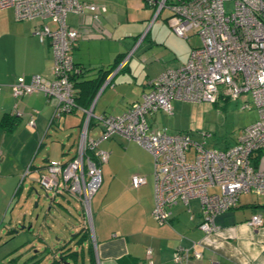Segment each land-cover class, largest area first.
<instances>
[{
    "label": "crops",
    "instance_id": "1",
    "mask_svg": "<svg viewBox=\"0 0 264 264\" xmlns=\"http://www.w3.org/2000/svg\"><path fill=\"white\" fill-rule=\"evenodd\" d=\"M91 1L106 7L98 22L89 12L70 13L66 18L70 27L82 31L72 49L73 62L80 69L74 78L76 102L80 107L92 106L97 117L118 116L148 91L149 81L168 68L184 64L196 47L183 50L171 43L175 37L167 17L161 18V11L154 18V8L144 0ZM42 25L55 27L50 19L18 21L13 7L0 8V264H176L175 249L193 243L202 258L181 264H264V225L247 224L254 215L264 217V196L240 194L235 208L215 218L217 233L205 234L199 229L202 214L196 198L186 205L178 202L169 210L168 221L158 223L152 216L154 158L119 134L98 144L108 159L101 166V184L91 199V224L86 226L77 199L69 194L49 195L52 203L63 205L67 213L80 211L81 228L57 247L46 243L47 226V236L43 237L42 231H35L39 220L36 211L25 208L29 194H25L24 182L28 179L29 184L38 185L47 161L59 157L65 162L74 157L84 117L75 111L52 121L55 102L48 101L42 92L12 96V85L28 84L33 75L53 78L50 43L48 39L40 42L35 35ZM193 35L189 33L186 40ZM157 49L167 52L168 57L157 56ZM151 54L152 59H147ZM95 80L100 85L92 91L90 83ZM107 80L109 84L104 86ZM32 115L34 124L29 125ZM91 125L88 136L100 139L99 125L94 121ZM46 137L55 141L44 148ZM54 149L57 157L50 156ZM42 152L46 153L41 161L31 164ZM257 155L258 165H264V149L254 157ZM135 174L146 178L137 189L130 181ZM208 192L217 193L219 188L210 187ZM12 204L15 211L2 225ZM43 252L47 258L38 259Z\"/></svg>",
    "mask_w": 264,
    "mask_h": 264
},
{
    "label": "built area",
    "instance_id": "2",
    "mask_svg": "<svg viewBox=\"0 0 264 264\" xmlns=\"http://www.w3.org/2000/svg\"><path fill=\"white\" fill-rule=\"evenodd\" d=\"M144 1L154 8V18L167 9L173 33L184 39L193 33L200 38V46L191 50L184 64L168 68L149 81L148 91L122 114L97 117L92 106L84 108L76 103L73 78L80 70L73 62L72 49L82 31L70 27L66 18L70 13L89 12L98 22L106 7L91 0H0L1 9H15L18 21L50 19L55 25L35 30L40 42L48 39L52 48L53 78L33 75L28 84L12 85V96L42 92L48 101L55 102L52 121L75 111H81L84 117L74 157L65 162L47 161L37 182L53 198L69 194L77 199L91 224V199L101 184V166L108 159V153L99 150L98 144L119 134L154 158L153 218L158 223L167 222L173 206L178 202L186 205L196 198L202 214L199 229L205 234L217 233L215 218L235 208L240 194L264 196V169L253 164L254 154L264 149V0ZM108 84L107 80L104 86ZM245 94H250L257 118L242 129L232 146L223 150L207 149L186 133L155 130L147 120L156 113L171 115L176 100L216 103L221 96L236 100ZM249 105L245 101L243 109ZM92 121L101 129L100 139L88 136ZM28 124H34L33 115ZM191 151L193 158L189 160ZM130 181L137 189L146 178L135 174ZM210 187H218L219 192L209 193ZM247 224L260 227L264 217L254 215ZM194 246L176 248L173 261L181 264L201 259L202 254Z\"/></svg>",
    "mask_w": 264,
    "mask_h": 264
},
{
    "label": "rangeland",
    "instance_id": "3",
    "mask_svg": "<svg viewBox=\"0 0 264 264\" xmlns=\"http://www.w3.org/2000/svg\"><path fill=\"white\" fill-rule=\"evenodd\" d=\"M162 11L161 18L170 15L167 9ZM160 13L158 15H160ZM149 23H151V21ZM173 36L175 39L171 40V43L173 41L178 49L189 50L191 46L198 47L201 43L200 38L197 35H193L189 41L178 37L175 33ZM157 51H153V53L157 52V56L164 55L166 58L168 57L167 52H164L163 50L161 52L160 49H157ZM146 57L147 56H145V58ZM147 59H152V54ZM245 101H248L250 105L249 108L243 109ZM256 118L257 111L252 102V98L250 94H245L236 100L221 96L216 103L176 100L172 103L171 115L158 113L149 116L147 120L148 123L153 125L155 130L166 128L167 132L171 134L178 132L186 133L190 135V138L194 143H204L207 149L223 150L226 147L232 146L239 137L242 129L254 122ZM50 135L51 133L49 136ZM52 141H55V139L46 137L43 141L44 148L53 145ZM46 152L39 153L35 161L34 159L31 161V164L35 165L41 161L42 154ZM54 153L56 155L55 149L50 156H55ZM55 157L50 158L54 159ZM192 158L193 152L191 155L189 152L188 159L192 160ZM58 159L60 158H55V160ZM258 168L264 169V165L261 166L259 163ZM26 180L24 186H27L28 191L25 194H29V197L25 208L31 207L33 211H36V215L39 216V220H37L38 225L35 227V231H42L40 234L45 237L47 235L45 234L44 226H47L46 231L49 234L47 236L49 239L46 243L50 245V247H57L64 243V241L67 242L71 238V235L74 234V230L81 228L80 211H72V214L67 213V211L63 209L65 208L63 205L53 204L50 196L45 197V193L40 189L37 183L31 185L28 183V179ZM16 199L17 197L15 198V202ZM22 199L23 200L20 203L21 206L24 204V198ZM58 200L59 199H56L55 201ZM13 204L9 208L5 220H2V225H5L8 218L11 216V211H15ZM27 220H29V218ZM40 224H42V230H39L41 227ZM87 225L90 224H88L86 220V226ZM41 258H47V253L43 252L42 255H38V259Z\"/></svg>",
    "mask_w": 264,
    "mask_h": 264
},
{
    "label": "trees",
    "instance_id": "4",
    "mask_svg": "<svg viewBox=\"0 0 264 264\" xmlns=\"http://www.w3.org/2000/svg\"><path fill=\"white\" fill-rule=\"evenodd\" d=\"M151 7V6H150ZM114 68H112V70H113ZM80 70V69H79ZM75 78V77H74ZM74 78H73V82H74ZM92 83H90V87H91V89H92V91L94 90V89H98L99 88V81H91ZM74 90H75V88H74ZM76 98V97H75ZM77 101V100H76ZM77 103V102H76ZM257 152H261V150H259V151H257ZM256 152V153H257ZM255 153V154H256ZM255 154H254V156H255ZM260 159H259V157H258V155L256 156V157H253V164H254V166H257L258 165V161H259Z\"/></svg>",
    "mask_w": 264,
    "mask_h": 264
},
{
    "label": "water",
    "instance_id": "5",
    "mask_svg": "<svg viewBox=\"0 0 264 264\" xmlns=\"http://www.w3.org/2000/svg\"><path fill=\"white\" fill-rule=\"evenodd\" d=\"M45 197H48V195H45Z\"/></svg>",
    "mask_w": 264,
    "mask_h": 264
},
{
    "label": "clouds",
    "instance_id": "6",
    "mask_svg": "<svg viewBox=\"0 0 264 264\" xmlns=\"http://www.w3.org/2000/svg\"><path fill=\"white\" fill-rule=\"evenodd\" d=\"M47 195V194H46ZM49 196V195H48Z\"/></svg>",
    "mask_w": 264,
    "mask_h": 264
}]
</instances>
